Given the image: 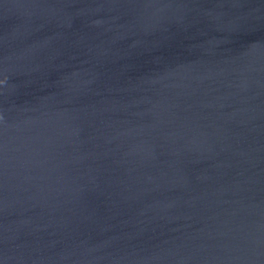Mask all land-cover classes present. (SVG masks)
Returning a JSON list of instances; mask_svg holds the SVG:
<instances>
[{
    "label": "water",
    "instance_id": "95a60500",
    "mask_svg": "<svg viewBox=\"0 0 264 264\" xmlns=\"http://www.w3.org/2000/svg\"><path fill=\"white\" fill-rule=\"evenodd\" d=\"M0 264H264V0H0Z\"/></svg>",
    "mask_w": 264,
    "mask_h": 264
}]
</instances>
